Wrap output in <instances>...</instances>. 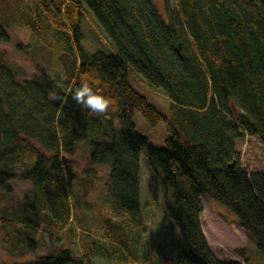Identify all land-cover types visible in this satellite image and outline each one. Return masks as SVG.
Here are the masks:
<instances>
[{"label":"trees","instance_id":"16d2710c","mask_svg":"<svg viewBox=\"0 0 264 264\" xmlns=\"http://www.w3.org/2000/svg\"><path fill=\"white\" fill-rule=\"evenodd\" d=\"M90 14L112 51H85L82 21ZM11 30L38 69L14 67L0 48V188L13 178L33 183L0 215L1 225L22 226L18 243L34 248L28 231L41 221L48 220L53 234L69 222L72 172L64 155L85 141L87 163L109 165V195L119 212L133 217L141 214L144 151L179 235L180 258L170 264H241L210 248L200 219L202 194L232 209L264 251V0H164L163 7L156 0H0V41H8ZM51 32L63 34L65 44L54 42ZM56 56L61 81L50 72ZM130 72L164 91L167 115L131 84ZM82 78L110 98L106 114H92L72 99ZM136 110L151 124L167 121L163 145L138 130ZM170 186L174 202L166 198ZM47 208L48 218L40 217ZM121 240L126 244L125 236ZM91 253L60 247L14 264H93ZM114 256L146 264L128 249Z\"/></svg>","mask_w":264,"mask_h":264},{"label":"rangeland","instance_id":"374dc122","mask_svg":"<svg viewBox=\"0 0 264 264\" xmlns=\"http://www.w3.org/2000/svg\"><path fill=\"white\" fill-rule=\"evenodd\" d=\"M159 6H164V0H156ZM91 15V14H90ZM97 24V23H96ZM93 15L82 21L84 37L82 44L87 53L96 49L106 52L113 50L108 43L110 38L104 29L96 26ZM54 42L65 44V36L51 32ZM20 37L11 30L8 41H0V48L5 51V57L14 67H20L27 73L38 69L32 54L19 48ZM50 72L61 81L64 72L63 64L58 56ZM131 84L146 95L158 109L166 115L170 110V100L164 91L157 86L148 84L142 75L130 72ZM139 131L147 134L151 141L161 146L167 134V121L161 120L151 124L136 110L134 114ZM249 148L248 139L243 142L241 160H246ZM86 154H89V144L79 142L74 153L65 154V162L71 169L70 204L71 218L57 233H52L51 224L41 221L36 230L28 231L35 240L34 248H27L18 243V233L22 226L14 228L0 224V261L2 264H14L33 260L39 255L55 252L60 247H68L75 254L92 251L93 264H130L117 258L114 253L124 254L127 249L139 263L170 264L180 258V241L175 223L168 218L164 210L163 189L157 178L146 165L144 151L140 157V204L141 214L133 217L121 213L114 205L107 189L109 165L106 163L88 164ZM7 187L0 188V215L11 212L10 204L24 199V195L33 189V183L28 179L13 178L7 181ZM9 187V188H8ZM167 200L174 202L172 187H169ZM203 211L200 215L203 232L215 255L221 259H235L241 264H264V251L256 241L238 223L237 214L218 199L201 195ZM51 211L47 208L40 212V217L48 218ZM115 224L118 228L115 229ZM126 238V244L121 240ZM244 248V255L237 250Z\"/></svg>","mask_w":264,"mask_h":264},{"label":"clouds","instance_id":"9594fccd","mask_svg":"<svg viewBox=\"0 0 264 264\" xmlns=\"http://www.w3.org/2000/svg\"><path fill=\"white\" fill-rule=\"evenodd\" d=\"M72 99L82 109H86L97 116L106 114L111 106L110 98L104 95L87 78H82L79 86L73 93Z\"/></svg>","mask_w":264,"mask_h":264},{"label":"water","instance_id":"95a60500","mask_svg":"<svg viewBox=\"0 0 264 264\" xmlns=\"http://www.w3.org/2000/svg\"><path fill=\"white\" fill-rule=\"evenodd\" d=\"M234 161H235V160H233L232 162H230V166H232V165L234 164Z\"/></svg>","mask_w":264,"mask_h":264}]
</instances>
